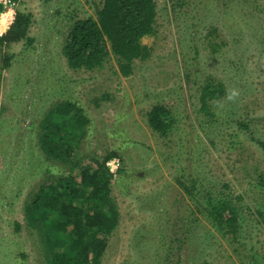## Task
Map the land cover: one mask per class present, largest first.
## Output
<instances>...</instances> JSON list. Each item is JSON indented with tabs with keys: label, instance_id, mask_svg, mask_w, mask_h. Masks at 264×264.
Instances as JSON below:
<instances>
[{
	"label": "rangeland",
	"instance_id": "374dc122",
	"mask_svg": "<svg viewBox=\"0 0 264 264\" xmlns=\"http://www.w3.org/2000/svg\"><path fill=\"white\" fill-rule=\"evenodd\" d=\"M105 2L2 0L3 32L19 10L30 22L26 39L0 45V264H47L25 206L73 170L39 145L65 102L83 110L77 152L107 158L112 175L119 223L100 264H264V0H156L132 74L115 55L74 71L68 36L98 24ZM159 106L171 116L162 134L148 119Z\"/></svg>",
	"mask_w": 264,
	"mask_h": 264
},
{
	"label": "trees",
	"instance_id": "16d2710c",
	"mask_svg": "<svg viewBox=\"0 0 264 264\" xmlns=\"http://www.w3.org/2000/svg\"><path fill=\"white\" fill-rule=\"evenodd\" d=\"M103 7L98 12V24L88 19L73 27L63 48L64 57L70 69L78 71L103 68L110 55H115L120 73L130 75L134 60L148 58V48L141 39L156 32V0H106ZM2 8L0 5V11ZM29 22L19 10L15 23L0 38V45L26 39ZM148 119L152 129L162 134L171 116L159 106L148 113ZM83 121L82 108L65 102L50 110L41 124L39 145L43 155L73 169L66 177L45 182L25 206L29 226L42 234L38 241L47 264H100L107 240L118 227V210L110 198L112 175L104 164L107 158L100 162L77 152L86 137L83 132L76 133L79 126L82 130ZM183 180L180 185L186 191L195 190L194 179ZM208 206L221 207L216 200ZM230 211L233 217L225 221V226L220 222V226L226 228L235 222L237 212Z\"/></svg>",
	"mask_w": 264,
	"mask_h": 264
},
{
	"label": "built area",
	"instance_id": "2783aa9c",
	"mask_svg": "<svg viewBox=\"0 0 264 264\" xmlns=\"http://www.w3.org/2000/svg\"><path fill=\"white\" fill-rule=\"evenodd\" d=\"M0 4H2V0H0ZM3 5V4H2ZM5 5V4H4ZM5 15V13H0V18H8L7 16H4ZM12 23H13V21H10L7 25V28H6V30L4 31L5 33H6V31H7V29L8 28H10V26L12 25ZM3 24H5V22H3L1 25H3ZM1 25H0V37H2L3 35H4V32L1 30ZM114 163H116V162H114ZM111 167H112V165H111ZM114 170V168L112 169V171Z\"/></svg>",
	"mask_w": 264,
	"mask_h": 264
}]
</instances>
